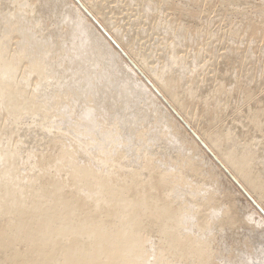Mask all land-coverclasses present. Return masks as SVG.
<instances>
[{"label":"bare ground","instance_id":"bare-ground-1","mask_svg":"<svg viewBox=\"0 0 264 264\" xmlns=\"http://www.w3.org/2000/svg\"><path fill=\"white\" fill-rule=\"evenodd\" d=\"M171 110L264 209V0H0V264H225L264 219Z\"/></svg>","mask_w":264,"mask_h":264},{"label":"rangeland","instance_id":"rangeland-1","mask_svg":"<svg viewBox=\"0 0 264 264\" xmlns=\"http://www.w3.org/2000/svg\"><path fill=\"white\" fill-rule=\"evenodd\" d=\"M257 10V9H256ZM89 13V12H88ZM91 19L93 18V16H91V14L90 15H88ZM93 20V19H92ZM95 23V22H94ZM97 23V22H96ZM95 23V24H96ZM99 25V28L102 30L103 29V26L101 25V24H98ZM103 31V30H102ZM112 44L116 47V49L121 53V55H123V50L121 49V47H119L118 45H115V43L114 42H112ZM124 56V55H123ZM125 57V56H124ZM127 57V56H126ZM125 57V58H126ZM127 59V58H126ZM129 59V58H128ZM141 76H142V78H144V80H146V82L151 86V84H150V82H149V79L147 78V76H145V74L142 72L141 74H140ZM145 76V77H144ZM148 79V80H147ZM153 85V84H152ZM152 87V86H151ZM153 88V87H152ZM161 95V94H160ZM139 99H136V101H138ZM135 101V100H134ZM140 101V100H139ZM172 111V110H171ZM145 112H147V113H150L149 111H144L143 113H145ZM142 113V112H141ZM147 113H145V114H147ZM152 113V112H151ZM172 113L173 114H175V116L177 117V119L179 120V121H181L182 122V124L186 127V129L196 138V140L198 141V143H200V145L202 146V148L205 150V152L207 153V156H209L210 158H212L218 165H219V168H220V170L222 169L223 170V172L227 175L226 177L228 178V180H230L231 182H232V184H233V187L236 189V190H238V191H240L239 192V194L236 192V194L238 195V197H237V195H236V198H238V199H236L235 200V202H237L236 203V205H237V207H238V209L237 210H239L238 212H240L239 214L240 215H242L243 217L245 216H249L250 214L252 215V216H254L255 217V219L256 218H258L257 216H255V215H253L252 214V209L251 208H255V210H256V212L258 213V215L260 214V216L264 219V209L260 206V204L244 189V187L242 188L240 185V183L236 180L235 181V179L233 178V175L230 173V171L223 165V164H221V162H219L217 159H215V157H214V155H213V153H211L208 149H207V145H205V144H203V143H201L202 141H201V139L199 138V137H197V135L195 134V132L191 129V127H189V126H187V125H185V121L184 120H182L181 119V117H180V115L178 114H176L174 111H172ZM151 115H153V114H149V116L153 119L154 118V116H151ZM148 116V118H149V120H150V117ZM151 119V120H152ZM154 121L155 120H153V121H151V125H152V123H153V125L150 127V129L151 130H153L154 131V128H156L157 129V132H158V130H160V126H158V127H155L154 126ZM148 127V128H149ZM152 127H154V128H152ZM149 129V130H150ZM155 129V130H156ZM152 131H149V133H151ZM156 131L154 132V133H152L153 135L155 134V133H157ZM29 133H31L30 131L27 133V135H29ZM156 135V134H155ZM158 139V141H156V142H154V146L156 147H154L153 146V144H152V147L151 148H153L154 149V151H155V149H157V152L159 153L160 151L162 152L164 149V151L166 152V153H169V155H171V153L173 154V153H175L176 151H178V148H177V146L180 148V146L179 145H174V142H173V144H171V145H169L170 143H171V141L169 140V142L170 143H168V142H165L163 139H165V138H156L155 140H157ZM159 140L161 141V142H159ZM166 140V139H165ZM162 141H164V142H162ZM27 143H28V141H27ZM164 143L166 144L165 146H164ZM31 144H32V142H31ZM161 144H163V145H161ZM169 146H168V145ZM176 144V143H175ZM157 145V146H156ZM159 145V146H158ZM160 146H161V148H160ZM165 147L163 150H162V148L163 147ZM173 146V147H172ZM131 147V146H130ZM158 147V148H157ZM171 147L173 148V149H171ZM174 147H175V149H177V150H175L174 151ZM34 148V147H33ZM133 148L134 147H132V150H133ZM138 147H136V149H137ZM160 148V150L158 151V149ZM166 148H170V150L169 149H166ZM35 149V148H34ZM134 150H135V148H134ZM166 150H168L169 152H167ZM170 151H173V152H171L170 153ZM182 152V149L180 148L179 149V152ZM184 151V150H183ZM165 152H163V154L165 153ZM184 153V152H183ZM130 163L132 162L131 160L129 161ZM172 164V163H171ZM170 164V165H171ZM166 166V165H165ZM167 167V166H166ZM220 182H221V185H220V183H219V185H217L216 187L218 188H216L215 187V190L216 191H218V193L221 191L222 192V190L223 189H229L230 187H228V184H227V181L225 180V178H221V180H220ZM240 184V185H239ZM223 186V187H222ZM226 186L228 187V188H226ZM220 189H222V190H220ZM232 189V188H231ZM230 189V190H231ZM232 191H233V189H232ZM181 192V191H180ZM179 192V193H180ZM183 193V194H182ZM241 193V194H240ZM182 194V196L183 195H185L186 193H184L183 191L180 193V195ZM242 195V196H241ZM246 199V200H245ZM239 202H240V204H239ZM220 203H222V206H224L223 205V203L224 202H220ZM245 203H246V205H245ZM249 205H250V207H249ZM239 206H240V208H239ZM242 208V209H241ZM243 208H245L244 210H243ZM248 208V209H247ZM250 213H249V212ZM248 213V214H247ZM244 214V215H243ZM249 225V224H248ZM248 225H245V224H238L237 226H234L235 227V229H233V228H229V226H227L229 229L227 230V228H226V226L224 227V228H222L220 231H218V229H216V231H218V232H216L215 233V235H216V237L214 236V238H216L215 240H217V241H215V240H213V242H215V243H213L212 242V246L214 247V248H216V246L218 247V245L220 246V247H218V249L217 250H219V251H221V253L223 252V254H221V256H223V258L225 259L224 261H225V264H228V262H231V261H233L234 259H235V261H236V263L237 264H243L244 262V264H250V262H251V264H253V262H254V264H264V235H261L262 233L261 232H263V234H264V225H262L261 227H259V226H256L255 225V229L257 230H255L253 227L254 226H252V224H251V226H252V229L254 230H252L251 229V226H248ZM244 226V227H243ZM230 227H232V226H230ZM237 227V228H236ZM243 227V228H242ZM258 227H259V229H258ZM263 227V228H262ZM242 228V229H241ZM248 228H250V229H248ZM237 231V234H236V237H235V235L233 234V233H236V231ZM240 230H242V232L240 231ZM245 230V231H244ZM248 230V231H247ZM252 230V231H251ZM262 230V231H261ZM222 231L223 232H225V233H222ZM239 231V232H238ZM256 231V232H255ZM214 232H215V230H214ZM247 232V233H246ZM248 232H250V233H248ZM261 234H260V233ZM143 233H144V236L146 237V238H148L149 239V241H152V240H155L156 239V237H157V232L155 231V230H151V231H149V229H144L143 230ZM243 233V234H242ZM253 233H255V235L253 234ZM221 234V235H220ZM223 234H224V236H223ZM250 234V235H249ZM261 236H260V235ZM232 237H231V236ZM234 235V236H233ZM249 235V236H248ZM257 235H258V237H257ZM220 236V237H219ZM242 236H244L243 238L245 239V240H248L249 242H247L246 241V243H250L248 246H246V243H245V247L243 246L244 244H243V242L245 241L244 239V241L242 240ZM247 236H248V238H247ZM254 236H256V237H254ZM260 236V237H259ZM223 237H224V239H223ZM236 239H235V238ZM228 238V239H227ZM233 238L235 239V241H236V243H235V241H232L233 240ZM255 238V239H254ZM259 240H257V239ZM220 239V240H219ZM237 239L239 240V241H237ZM251 239H253V241L251 240ZM242 240V241H241ZM257 240V241H256ZM262 240V241H261ZM255 241L257 242V243H255ZM217 242H218V245H217ZM224 242H226V244L224 243ZM229 242V243H228ZM233 243L231 246L232 247H230V243ZM242 242V243H241ZM254 242V244H253V247H252V243ZM259 242V243H258ZM261 242V243H260ZM220 243V244H219ZM239 243V244H238ZM224 246H227V244H228V246L227 247H224ZM238 244V245H237ZM242 244V245H241ZM257 246H256V245ZM262 244V245H261ZM140 247L141 246H146V245H148L147 243H145L144 241H142V242H139V244H138ZM236 245H237V247H236ZM223 246V247H222ZM234 246H235V248L237 249V250H235V248H234ZM241 246H243V247H241ZM241 247V248H240ZM253 248V249H251V250H253L257 255L255 256V255H253V253H249L248 254V251H251V250H249L250 248ZM262 247V248H261ZM226 248H228V249H226ZM232 248H234V250L238 253V255L239 256H241V257H236L235 255L237 254H235V252H234V254L232 255V256H234V259H233V257H231L230 255H229V257L231 258V259H233V260H231V259H227L228 257L226 256V258L224 257V254L225 255H228V254H230V252L228 253V251H229V249H231L230 251H231V253H232ZM244 248V249H243ZM249 248V249H248ZM255 248H257L256 250H255ZM258 248H260V249H258ZM222 249H224L223 251H222ZM248 249V250H247ZM218 251V252H219ZM227 251V252H226ZM244 251H245V254H244ZM225 252V253H224ZM242 252V253H241ZM247 252V253H246ZM261 252V253H260ZM262 252H263V254H262ZM254 253V254H255ZM241 254V255H240ZM247 254V256H245ZM130 255H131V253H130ZM237 255V256H238ZM263 255V256H262ZM248 256H252L251 258H249V260L246 258V257H248ZM255 256V257H254ZM237 259H236V258ZM259 257V258H258ZM222 258V257H221ZM241 258V259H240ZM252 258H254V259H252ZM261 258V259H260ZM227 259V260H226ZM245 259V260H244ZM247 259V260H246ZM141 262H142V264H151V262L153 261V258L152 257H149V258H141V259H139ZM172 260V264H175L176 262L177 263H179L180 261L178 260V261H174V259H171ZM242 260V262H240ZM251 260V261H250ZM261 260V261H260ZM263 260V261H262ZM226 261H228L227 263H226ZM235 261L234 262H232V263H229V264H236L235 263ZM257 261H259V262H257ZM240 262V263H239ZM257 262V263H256ZM223 264H224V262H222Z\"/></svg>","mask_w":264,"mask_h":264}]
</instances>
